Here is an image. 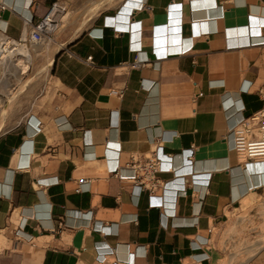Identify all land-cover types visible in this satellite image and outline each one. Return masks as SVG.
<instances>
[{
  "label": "crops",
  "instance_id": "obj_1",
  "mask_svg": "<svg viewBox=\"0 0 264 264\" xmlns=\"http://www.w3.org/2000/svg\"><path fill=\"white\" fill-rule=\"evenodd\" d=\"M6 1L0 35L13 39L54 2L67 8L27 71L0 77L8 260L221 264L236 214L264 199V162L229 135L264 105V0ZM156 153L173 172L139 189ZM247 264H264V248Z\"/></svg>",
  "mask_w": 264,
  "mask_h": 264
},
{
  "label": "built area",
  "instance_id": "obj_2",
  "mask_svg": "<svg viewBox=\"0 0 264 264\" xmlns=\"http://www.w3.org/2000/svg\"><path fill=\"white\" fill-rule=\"evenodd\" d=\"M181 9L177 5H171L168 8L169 15L171 12L178 13L177 9ZM12 10V6L6 0H0V12ZM67 8L61 2H54L47 13L37 21L30 30L28 37L13 39L5 34L0 35V77L8 76L11 67L19 70L20 74H24L28 68V52L30 46H37L52 41V36L59 30ZM26 25L32 24V20L24 19ZM210 32V31H209ZM208 34L200 32L193 34L194 36ZM187 51V50H186ZM183 52H167L164 56H156V59L174 55L173 53ZM185 52V51H184ZM91 58H88L90 60ZM142 64L137 60L135 67ZM198 96H202L199 94ZM229 135L232 138L231 149L243 159H248L256 162H264V105L263 107L248 118H244L234 125ZM170 159L160 158L155 154L152 159H149L145 166H140L138 169L142 172L138 176L139 189L148 188L151 192L159 187L156 175L161 172H173V168L168 161ZM163 185V184H162ZM161 187V186H160ZM153 204L161 207V197H151Z\"/></svg>",
  "mask_w": 264,
  "mask_h": 264
},
{
  "label": "rangeland",
  "instance_id": "obj_3",
  "mask_svg": "<svg viewBox=\"0 0 264 264\" xmlns=\"http://www.w3.org/2000/svg\"><path fill=\"white\" fill-rule=\"evenodd\" d=\"M236 218L238 224L227 231V244L222 247L226 251L225 259L221 264H247L264 248L259 247V244L264 242V199L250 205L244 204ZM5 247L7 250L3 252ZM13 250L12 245L3 244L0 247V264H12L8 258Z\"/></svg>",
  "mask_w": 264,
  "mask_h": 264
},
{
  "label": "bare ground",
  "instance_id": "obj_4",
  "mask_svg": "<svg viewBox=\"0 0 264 264\" xmlns=\"http://www.w3.org/2000/svg\"><path fill=\"white\" fill-rule=\"evenodd\" d=\"M28 63H30V60H31V58H32V56L30 55V53L28 52ZM17 70H14L13 72H16ZM13 74V73H12ZM15 76V75H14ZM15 79H17V76H16V78ZM3 83H4V81H3ZM9 83V82H8ZM5 84H6V81H5ZM4 84V85H5ZM6 86V85H5ZM2 87H4L3 85H2ZM7 88H9V87H7ZM3 89V88H2ZM5 90V89H4ZM1 101V100H0ZM260 243V242H259ZM264 246V242H261L260 244H259V247H263Z\"/></svg>",
  "mask_w": 264,
  "mask_h": 264
}]
</instances>
